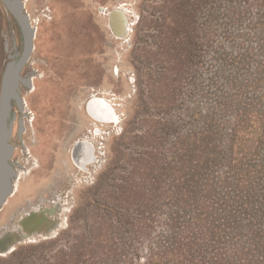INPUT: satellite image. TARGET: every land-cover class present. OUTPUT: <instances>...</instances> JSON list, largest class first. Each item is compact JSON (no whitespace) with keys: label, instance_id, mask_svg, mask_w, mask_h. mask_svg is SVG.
Returning <instances> with one entry per match:
<instances>
[{"label":"rangeland","instance_id":"1","mask_svg":"<svg viewBox=\"0 0 264 264\" xmlns=\"http://www.w3.org/2000/svg\"><path fill=\"white\" fill-rule=\"evenodd\" d=\"M198 2L29 0L39 30L23 75L35 86H22L29 117L13 107V160L23 177L0 210V239L11 242L0 264L144 263L166 213L184 202L182 177L195 168L188 155L201 149L195 131L218 111L203 94L213 73L199 63L213 55L199 51L212 48L218 15H199ZM119 4L130 11L126 40L98 12ZM22 49L20 26L0 0V92L10 55ZM95 97L117 116L115 125L89 117ZM80 144L90 147L84 165L72 157ZM41 206H52L53 230L26 229Z\"/></svg>","mask_w":264,"mask_h":264},{"label":"trees","instance_id":"2","mask_svg":"<svg viewBox=\"0 0 264 264\" xmlns=\"http://www.w3.org/2000/svg\"><path fill=\"white\" fill-rule=\"evenodd\" d=\"M207 11L217 34L199 63L213 73L203 94L218 111L195 131L184 202L166 213L143 264H264V0H199L197 13Z\"/></svg>","mask_w":264,"mask_h":264},{"label":"water","instance_id":"3","mask_svg":"<svg viewBox=\"0 0 264 264\" xmlns=\"http://www.w3.org/2000/svg\"><path fill=\"white\" fill-rule=\"evenodd\" d=\"M8 11L18 22L22 37L23 49L16 55H10L2 75L0 92V210L12 193V180L16 167L12 161L15 146L12 137L16 114L13 113L14 104L24 115L25 105L22 86L31 89L32 78L24 76L23 71L32 58L35 50V32L30 18L24 7L23 0H2ZM26 127L24 117L19 119L18 128L21 136Z\"/></svg>","mask_w":264,"mask_h":264},{"label":"bare ground","instance_id":"4","mask_svg":"<svg viewBox=\"0 0 264 264\" xmlns=\"http://www.w3.org/2000/svg\"><path fill=\"white\" fill-rule=\"evenodd\" d=\"M23 1H24L25 10L27 11V14L30 18V22L32 23V26L34 28L35 48H36V39L38 37L39 21L38 19L33 18L32 14L30 13L28 9L29 0H23ZM98 12H100L101 14H104L108 18L109 28L113 30L115 34L120 37L118 39H121V40L128 39V37L131 35L132 24L130 22L129 15H128L130 11L129 9L126 8V4L116 5L112 9H110L107 6L100 5ZM32 84L34 87L35 86L34 78H32ZM22 95L24 97V105H25L24 114L26 117H29V113H30V111L28 110L29 105L23 93ZM103 100L104 99L98 98V97H95L92 100H90L87 106V113L91 119H93L94 121L98 123H104L106 120H109L108 123L115 125L117 122L116 121L117 116L115 114L112 115V112L110 111L109 106L107 105V103L104 102L105 100L104 101ZM28 120L31 121V119L29 118ZM72 157L74 158V160L84 165V163L90 161V157H91L90 147L89 146L86 147L80 144L75 150H72ZM12 161L17 169L16 170L17 174L15 175V177H13V180H12V193L6 200L1 210H4L9 203V200L16 195L17 190H18L17 186L23 177L20 171V168H18L13 158H12ZM64 212H65V208H61L59 214H62ZM29 214L30 216L26 219V222H25L26 229L29 227H34V228L48 227L50 230H53V228L50 227L52 217L54 216V211H53L52 206H44V207L41 206L40 209L36 211H32ZM10 243H11L10 241L6 242L5 240L0 239V251L9 247ZM0 255H3V254L0 253Z\"/></svg>","mask_w":264,"mask_h":264}]
</instances>
